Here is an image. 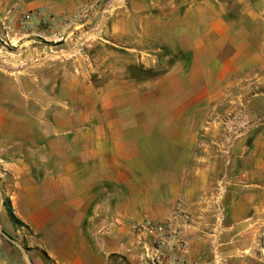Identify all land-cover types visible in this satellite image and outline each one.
Returning <instances> with one entry per match:
<instances>
[{
	"label": "rangeland",
	"instance_id": "rangeland-1",
	"mask_svg": "<svg viewBox=\"0 0 264 264\" xmlns=\"http://www.w3.org/2000/svg\"><path fill=\"white\" fill-rule=\"evenodd\" d=\"M199 1L223 17V26L242 8L241 0ZM262 1L248 0L249 6ZM188 2L0 0V101L19 113L39 109L41 126L48 129L64 121L63 110L77 115L85 108L81 96L90 85L99 86L103 71L114 64L132 74L144 66L134 63L137 56L147 54L158 58L157 73L177 62L190 65L191 55L179 47L182 38L157 26L177 25V15L186 11ZM243 24L248 27L246 37L217 26L200 43L208 44L220 59L229 58L237 46L243 52L233 68H226V76L224 70L217 78L215 95L190 113L199 131L196 158L187 167L191 176L199 166L200 190L193 212L178 207L166 221L179 234V241L168 243L175 252L159 256L153 239L135 235L132 258L110 255V264H231L230 256L243 264H264V223L257 225L256 209L247 229L234 222L232 226L229 214L246 191H264V19ZM12 184V176L0 170V264H56L42 246L45 235L10 220L4 202L11 199ZM260 214L264 221V208Z\"/></svg>",
	"mask_w": 264,
	"mask_h": 264
},
{
	"label": "crops",
	"instance_id": "crops-1",
	"mask_svg": "<svg viewBox=\"0 0 264 264\" xmlns=\"http://www.w3.org/2000/svg\"><path fill=\"white\" fill-rule=\"evenodd\" d=\"M188 1L177 25L157 26L182 38L179 47L191 55L190 65L177 62L158 75L136 79L114 64L103 71L99 86L90 85L81 96L85 108L77 115L63 110L64 121L48 129L41 126L39 109L19 113L0 101V170L13 179L8 195L16 216L34 234L46 236L42 246L56 264H110V255L132 258V225L166 222L178 207L193 212L201 173L194 167L190 176L187 167L196 158L199 131L190 113L215 95L217 78L233 68L243 49L237 46L220 59L208 44L201 45L224 19L199 0ZM243 1L223 27L246 37L243 22L264 19V1L252 6ZM136 59L148 72L159 66L154 55ZM246 193L240 205L229 207L232 226L249 228L254 208L257 225H263L264 191ZM234 258L231 264H243Z\"/></svg>",
	"mask_w": 264,
	"mask_h": 264
},
{
	"label": "built area",
	"instance_id": "built-area-1",
	"mask_svg": "<svg viewBox=\"0 0 264 264\" xmlns=\"http://www.w3.org/2000/svg\"><path fill=\"white\" fill-rule=\"evenodd\" d=\"M131 230L141 239H153L157 244L158 248L156 250L159 256H164L165 253H174L175 251H173V249H169L168 243L171 240L179 241L178 231L174 230L169 222L156 223L153 221H144L132 225ZM175 247L180 251V248L177 245L174 246V249ZM154 251L155 249L153 252Z\"/></svg>",
	"mask_w": 264,
	"mask_h": 264
},
{
	"label": "trees",
	"instance_id": "trees-1",
	"mask_svg": "<svg viewBox=\"0 0 264 264\" xmlns=\"http://www.w3.org/2000/svg\"><path fill=\"white\" fill-rule=\"evenodd\" d=\"M138 69V72L141 73V76L142 78L139 77L138 73H137V70ZM162 73V72H161ZM160 73H157V71H151V72H148L146 71L143 66H140V68H135L131 74L132 78H136V79H144V78H148V77H153L155 75H158ZM5 204V207H6V210L8 212V216L10 217V220L12 221V223L14 225H17V226H21V227H27L15 214V211L13 209V205H12V202H11V199L10 198H7L4 202ZM44 255L48 258L47 254L44 253Z\"/></svg>",
	"mask_w": 264,
	"mask_h": 264
},
{
	"label": "water",
	"instance_id": "water-1",
	"mask_svg": "<svg viewBox=\"0 0 264 264\" xmlns=\"http://www.w3.org/2000/svg\"><path fill=\"white\" fill-rule=\"evenodd\" d=\"M9 240H12L8 235H6Z\"/></svg>",
	"mask_w": 264,
	"mask_h": 264
}]
</instances>
